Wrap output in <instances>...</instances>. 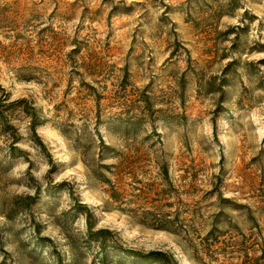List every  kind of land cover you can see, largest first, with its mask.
Instances as JSON below:
<instances>
[{"label":"rangeland","instance_id":"374dc122","mask_svg":"<svg viewBox=\"0 0 264 264\" xmlns=\"http://www.w3.org/2000/svg\"><path fill=\"white\" fill-rule=\"evenodd\" d=\"M0 109V264H264V0H0Z\"/></svg>","mask_w":264,"mask_h":264},{"label":"trees","instance_id":"16d2710c","mask_svg":"<svg viewBox=\"0 0 264 264\" xmlns=\"http://www.w3.org/2000/svg\"><path fill=\"white\" fill-rule=\"evenodd\" d=\"M23 101H20L22 103ZM14 104V103H13ZM24 110L26 113L30 114L32 116V123H31V130L33 133L34 138L44 146L43 142L41 141V137L39 136L37 132V127L39 123H37V113L35 107H32L33 112H31L30 108L28 106L24 107ZM0 122L2 123L3 127L6 130H10L13 128V126H10V123L8 122L7 117L5 116L4 112L0 109ZM17 147H12V153L16 154ZM162 170L166 174L165 176H169V168L167 163H162ZM112 197L116 200H120V196L117 191H113ZM36 198L34 197L32 199V202H35ZM88 233L91 240L96 241L99 244V247L102 249L107 248L109 246V239L111 238V235L113 236V232L110 229L101 228V229H94L92 224H88ZM113 247L121 248V250L124 253L131 254L132 256H140V259L137 260V262H146L150 261L152 259L160 260L163 264H172L173 263V257L169 255L166 252L163 251H150L146 254L137 252V251H130L128 249H125L123 247H118V244L114 243L112 245Z\"/></svg>","mask_w":264,"mask_h":264}]
</instances>
